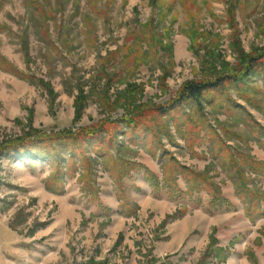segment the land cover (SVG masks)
Segmentation results:
<instances>
[{
    "label": "rangeland",
    "instance_id": "374dc122",
    "mask_svg": "<svg viewBox=\"0 0 264 264\" xmlns=\"http://www.w3.org/2000/svg\"><path fill=\"white\" fill-rule=\"evenodd\" d=\"M262 52L264 0H0V264H264L262 69L157 111Z\"/></svg>",
    "mask_w": 264,
    "mask_h": 264
},
{
    "label": "trees",
    "instance_id": "16d2710c",
    "mask_svg": "<svg viewBox=\"0 0 264 264\" xmlns=\"http://www.w3.org/2000/svg\"><path fill=\"white\" fill-rule=\"evenodd\" d=\"M243 64V69L240 73H234V74H220L217 75L213 79L203 80V81H192L186 83L181 91L179 92L178 98L175 99L167 109L166 107H161L157 111L158 112H165L166 110H170L172 112H177L180 110V108L187 103H194L197 106H200L207 93H217L225 89L228 85H238L245 81L247 78L252 76L255 72L259 71V69H262V73H264V52L259 53L255 56H249L245 58ZM7 72V68L5 69ZM85 97H79L78 99V105L77 109L78 111L82 110L81 104L85 102ZM224 106V105H222ZM225 110V109H224ZM107 122H103L102 125H105ZM129 123V122H128ZM131 124L134 122L131 121ZM101 128L97 129L100 130ZM253 130L255 131V136L259 137L260 132L258 131V126L253 125ZM209 133L213 134L214 137L218 140L219 137L216 135L214 129H211ZM87 135V134H84ZM72 138V137H69ZM259 144L261 145L262 149H264V141L259 139ZM26 143V139H18L15 141H11L5 144L0 143V155L6 154L8 151L18 154L19 156H26L27 150L22 148L21 145H24ZM222 146V142H219L218 147ZM222 149H227L224 145L222 146ZM42 152V151H41ZM41 152H32L31 154L36 158V156H42ZM228 152V151H227ZM36 153V154H35ZM224 156L227 157V160L229 161L230 167L234 170L235 174L238 176L243 175V171L241 168V165L237 163L235 160V157L230 155L229 153L225 154ZM243 159V158H242ZM246 162V165L249 170H251L254 173L261 174L264 176V163H260L258 161H255L252 158H247L244 160ZM165 184H170L169 188L171 189V192L177 191V178L175 177V172L172 170L171 175L166 174L164 178ZM246 181L242 179V182L240 181L237 186V192L238 196L241 199L242 203L247 205L246 212L249 215V217L254 218L260 210V205L262 202H264V195L262 194H256L250 189L246 188ZM192 185H196L195 183H191ZM199 188L192 189L190 191L191 194L194 192H200L202 190V186L207 188V190L211 193L213 197V203L218 204V206H227L228 208H231L232 205L229 204L222 195L218 192V188L213 186L212 182L206 179V181L203 182V180L199 183ZM182 196L185 197L184 193H182Z\"/></svg>",
    "mask_w": 264,
    "mask_h": 264
}]
</instances>
